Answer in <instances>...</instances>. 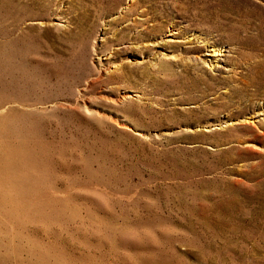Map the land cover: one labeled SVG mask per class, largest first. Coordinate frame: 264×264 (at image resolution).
I'll use <instances>...</instances> for the list:
<instances>
[{
	"label": "rangeland",
	"instance_id": "1",
	"mask_svg": "<svg viewBox=\"0 0 264 264\" xmlns=\"http://www.w3.org/2000/svg\"><path fill=\"white\" fill-rule=\"evenodd\" d=\"M172 1L0 0V264H264V0Z\"/></svg>",
	"mask_w": 264,
	"mask_h": 264
},
{
	"label": "bare ground",
	"instance_id": "2",
	"mask_svg": "<svg viewBox=\"0 0 264 264\" xmlns=\"http://www.w3.org/2000/svg\"><path fill=\"white\" fill-rule=\"evenodd\" d=\"M172 2H173L174 7L178 10V14L176 15L177 17H185L187 11L191 10L192 11L191 12L192 13V17H191L192 25L194 24L201 31L199 33L202 34L201 35L202 37L194 36V38L193 37L189 38L190 43L195 42V40L193 39H197L200 42V45L196 43L188 47L189 48L188 50L193 52V54L194 52L200 49V46H203L204 48L206 47L208 48L205 55L216 56L221 53L220 52L221 48H219L221 46L218 47L215 44V39L211 40L210 37H207L210 33L205 29V27L212 29L213 31H220V30H227V29H235L237 27L238 29L247 30L248 28L252 26L251 20L249 18L236 17L225 11H218V12L212 13L206 6V2H207L206 0L203 2H200L199 0V4L194 0H173ZM141 14L145 15L144 12H141ZM196 15L203 18V20H201L199 23L200 25L197 24ZM173 25L175 26L177 25V23L176 24L174 23ZM151 29L159 30L161 29V27L160 25L153 24ZM238 40L239 39H236L235 42H237ZM252 55H253L252 52L248 54V56H252ZM193 56L196 58L199 57L196 54L192 55V57ZM258 61L260 60L258 59ZM243 82L245 85H249V86L251 85L257 89L262 88L261 92L258 91L259 93H255L254 98L261 99L264 101V73L260 69L250 68L247 73L246 78L243 79ZM263 107L264 105L255 104L254 108L251 109L249 112H247L248 113L247 117L246 115H237L235 117L227 116L226 120L222 122H228L227 125H224L228 129H234L237 127V125L239 127L250 128L254 130H257V128L259 127L264 128V116L263 118L256 119L257 122L253 120L255 119V117H260V115L264 114ZM244 116L246 117L245 119L243 118ZM247 118H251V121H248ZM233 121L235 123H233ZM222 122H219V124L221 125ZM210 125H214V124L209 123V126ZM260 134H264V132L261 131ZM246 141L247 140L245 138H241L240 140L241 143H245Z\"/></svg>",
	"mask_w": 264,
	"mask_h": 264
}]
</instances>
